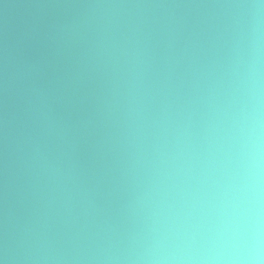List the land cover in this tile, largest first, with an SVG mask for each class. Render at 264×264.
Listing matches in <instances>:
<instances>
[{
  "label": "water",
  "instance_id": "obj_1",
  "mask_svg": "<svg viewBox=\"0 0 264 264\" xmlns=\"http://www.w3.org/2000/svg\"><path fill=\"white\" fill-rule=\"evenodd\" d=\"M241 2L0 0V246L15 264H77L126 230L133 75L153 95L181 91L246 32Z\"/></svg>",
  "mask_w": 264,
  "mask_h": 264
},
{
  "label": "clouds",
  "instance_id": "obj_2",
  "mask_svg": "<svg viewBox=\"0 0 264 264\" xmlns=\"http://www.w3.org/2000/svg\"><path fill=\"white\" fill-rule=\"evenodd\" d=\"M223 62L153 95L133 75L124 104L130 220L77 264H264V0ZM7 241L0 264H15ZM63 261L64 257H32Z\"/></svg>",
  "mask_w": 264,
  "mask_h": 264
}]
</instances>
